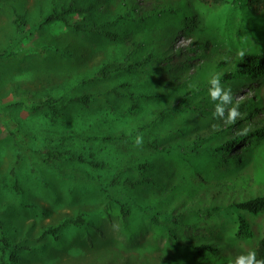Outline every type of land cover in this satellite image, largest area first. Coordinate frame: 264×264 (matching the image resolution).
I'll use <instances>...</instances> for the list:
<instances>
[{"label": "rangeland", "instance_id": "1", "mask_svg": "<svg viewBox=\"0 0 264 264\" xmlns=\"http://www.w3.org/2000/svg\"><path fill=\"white\" fill-rule=\"evenodd\" d=\"M240 1L234 6L203 0H76L80 12L65 23H46L71 0H0V264H158L167 255L168 236L158 225L196 216L191 209L199 205L198 196L220 204L264 196V163L257 165L253 154L264 141L237 146L226 158L238 162L225 161L194 185L189 177L199 155L183 157L170 145L194 137L186 133L189 128L213 132L209 129L218 121L195 112L205 93L227 87L211 78L190 89L187 79L192 82L203 59L187 60L191 52L176 51L197 39L219 62L229 53L264 54V6ZM153 7L174 8L181 17L164 13L159 22L132 23ZM184 13L190 16L186 25ZM175 27L180 29L172 37ZM160 33L172 47L170 63L157 42ZM185 61L194 66L178 75ZM155 63L166 65L165 71L152 75ZM106 66L108 78L102 73ZM174 87L196 92L187 97ZM233 97L235 103L252 100L260 108L247 126L264 125V80L242 86ZM159 133L157 150L152 143ZM146 161L152 169L139 170ZM228 213L219 222L207 218V225L201 219L195 233L201 238L194 236L193 248L197 242H217L210 225L232 236L239 215L254 221L246 212ZM80 218L83 223L67 224L57 237L45 234ZM261 221L256 220L258 231ZM260 240L256 233L249 241ZM252 246L243 241L222 247L221 256L237 260Z\"/></svg>", "mask_w": 264, "mask_h": 264}, {"label": "trees", "instance_id": "2", "mask_svg": "<svg viewBox=\"0 0 264 264\" xmlns=\"http://www.w3.org/2000/svg\"><path fill=\"white\" fill-rule=\"evenodd\" d=\"M203 1L214 2L215 4L227 3L234 6L238 5L241 2L240 0ZM243 1H245L247 6L251 8L255 6H264V0ZM75 2L76 0H71L70 4L59 10L57 14L48 17L46 19V23H53L55 21L65 23L66 17L68 15L81 11L78 6H74ZM123 4L127 7L129 6L127 2H124ZM164 9L158 10L156 7H153L149 10V12L147 10V13L145 12L140 17H138L139 20L133 18L131 21L132 23H136L139 21L142 24H145L148 21L152 20H154L155 22H159L161 19L166 18L163 17L164 13H168L169 16H173L175 20L181 17L180 11L174 8L166 11ZM182 18H185L184 25H186V23L190 19V16L184 13ZM121 21L111 22V24L121 25ZM193 21H195V19H193ZM106 23L107 22H105V24ZM179 29L180 27H175V30L171 31L170 35H172V37L177 36ZM162 36L163 35L161 33L158 34L157 42L161 43V45L165 47V50L162 53L166 56V59L170 63L172 61L171 57L173 54V51L171 49L172 47L169 45V42H167ZM151 37L153 38L154 35L151 34ZM136 45H134L135 48ZM168 45L170 47H168ZM208 51L209 50L203 46L200 40L197 39H193L190 44L185 47L184 50L176 51V55H180L185 52H191L192 56H185L187 60H194L195 58H199V60L201 61L203 59L202 64L195 68V71L191 76V78H193L192 82L187 79V84H190L191 87L190 89H192L193 86L202 87L201 85H207L208 80L211 78H216V81H218V83L226 82L227 84L226 88L221 86L222 91H218V94L216 95L211 94V92H208V94L205 93V100L202 101V104H198V106H200V108L196 109L198 110V113L195 112L196 115H199L202 118L213 117L212 119L218 121V124L215 127L209 129L213 132H210V135H207L202 134L201 127L195 132H192V128H189L187 129L186 133L190 135V137H192L193 135L194 137L190 138L188 142L176 143L173 146L172 144H170L171 147H178L183 152V157L185 156L186 152L193 154L194 152H196L199 155L196 156L198 167H194L195 173L193 176L189 177L191 180L190 185L192 183L194 185V180H196L197 178L202 179L201 181L205 180L204 175L209 176L213 170H216L220 168L221 165L225 164V161L229 163L238 162V158H226L228 154L237 146H240L243 143L249 145L248 142L252 139L257 141H264V125L253 126L252 124L250 126H247L248 124H246L252 123V121H254V119L258 117L260 108L256 105L253 106L252 100H243L239 103H235V99L233 97L237 89L241 88L242 86H245L247 84H254L258 81L264 80V54H251L249 52H242L237 55L229 53L226 54V56L228 57L227 59L221 58V61L219 62L217 61L218 59L216 58V56H207ZM181 65L182 68L178 72V75L187 73L189 68L191 66H194L187 61L181 62ZM165 66L155 63L150 66V73L152 75L159 74L165 71ZM107 69H109V66H106V69L103 68L102 70L104 78H108L109 76L110 71H108ZM219 73L224 74V76H219ZM146 75L148 74H143V76ZM148 77L150 76L148 75ZM198 80H200L201 83H199ZM174 89L177 90L179 94H183L187 97L196 92L195 90H188V93L186 92L184 94L181 93V90H178L175 87ZM227 92H231L233 96L231 98H228L229 96ZM199 93L203 92L200 91ZM187 99L188 98L186 97L182 98L183 101H186ZM222 100L224 102L229 101L232 104L227 107L223 105ZM238 112L240 113V116H237ZM231 116L232 118H230ZM244 123L246 127L243 126ZM184 134L185 133H183V135ZM160 135L162 138L155 136V140L152 143V147L156 148L157 150H159L158 143L161 139H163L162 134ZM180 135V138H183L182 133H180ZM209 139H218V142L215 144L210 142L209 144ZM189 147H191L192 150L187 149ZM179 149H175L177 153H180ZM168 150L166 149L168 154H170ZM253 154L257 156L255 158L257 165L264 163V160L260 159L261 156H264V145H262V147H257L256 151H253ZM204 159H206V164L202 165L201 162ZM149 167L152 169L153 166L148 161L140 163L138 165L139 170H146ZM195 197L197 196L189 195L186 198L194 200ZM198 198V201L200 202L199 205L191 209V212L197 211L196 216L193 217L192 215H186L181 219L174 218L173 222L169 224L164 223L158 225V231L164 233V231L167 230L166 235H168L166 241L167 255L164 257L165 259L161 260V262H159L158 264H174V258L176 257L180 258L179 260H177L176 264H196L199 260L201 261V264H264V196L248 197L241 200L237 199L236 201H232L231 203L228 202V204H220L221 201L214 198L209 199L208 203H204L202 197L198 196ZM213 200L218 201H215L213 204H211V201ZM233 210L237 212H246L248 215L254 218V221L252 222L249 218L239 215V217L234 220V223L237 225V231L235 232V234L233 233L232 236L227 235V232L218 227L212 231L210 225V233L217 239V242H197V244H195L196 247L193 248L194 236L197 235L195 233L201 229V227H199V224L202 223L201 219L203 220L204 224H206L207 218H212L215 222H219V220L223 219L225 212L226 216H228V212H233ZM256 220H262L259 231L254 228L257 225ZM83 222L84 219L82 218L75 221L68 220L64 223H61L57 228L46 231L45 234H55L56 236V232L67 224H79ZM170 225L173 227V229H165ZM256 233L261 234V240L258 243L250 242L249 240H252L253 236ZM205 234H207L206 231ZM197 236L200 237V235ZM243 241L251 243L253 246L252 248H249L242 256H238L236 254L238 256L237 260H235L234 258L235 255L232 257H230L229 255L226 257L221 256L222 247L230 248L232 245L239 247ZM195 251H198L199 255H197Z\"/></svg>", "mask_w": 264, "mask_h": 264}, {"label": "clouds", "instance_id": "3", "mask_svg": "<svg viewBox=\"0 0 264 264\" xmlns=\"http://www.w3.org/2000/svg\"><path fill=\"white\" fill-rule=\"evenodd\" d=\"M214 83H215V82H214ZM218 91H219V90H217V92L214 93V95L218 94ZM141 142H142V137H138L137 140H136V143H137V144H140Z\"/></svg>", "mask_w": 264, "mask_h": 264}]
</instances>
